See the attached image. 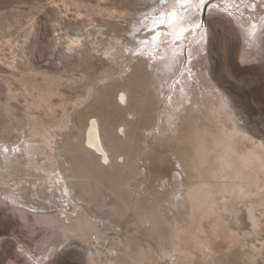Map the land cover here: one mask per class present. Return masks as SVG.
Masks as SVG:
<instances>
[{
  "label": "rangeland",
  "instance_id": "obj_1",
  "mask_svg": "<svg viewBox=\"0 0 264 264\" xmlns=\"http://www.w3.org/2000/svg\"><path fill=\"white\" fill-rule=\"evenodd\" d=\"M147 1L0 0V203L26 188L57 216L21 221L0 209V264H106L116 251L133 264H264V0ZM170 1L165 21L148 20ZM174 58L178 75L159 97L151 61ZM140 59L151 98L141 110L135 99L119 106L116 88ZM176 84L186 97L174 107ZM129 111L132 170L83 159L73 139L86 119L99 115L108 131ZM200 135L208 149L196 157ZM65 145L64 158L91 176L92 197L123 212L119 230L64 198L55 176Z\"/></svg>",
  "mask_w": 264,
  "mask_h": 264
},
{
  "label": "bare ground",
  "instance_id": "obj_2",
  "mask_svg": "<svg viewBox=\"0 0 264 264\" xmlns=\"http://www.w3.org/2000/svg\"><path fill=\"white\" fill-rule=\"evenodd\" d=\"M149 1L150 0H148L147 2ZM152 1L154 2L156 0H152ZM189 1H191L192 3H195V0H189ZM172 7H174V1H172L171 3H162L161 5H158V9L162 8L161 11L159 12H157L155 8H152L150 10L152 17L149 16L148 20L153 23L155 22V25H157L156 23L158 22L165 21L164 16L167 15V13L171 10ZM239 26L244 33L247 31L248 32L254 31L257 28V26L259 27V25H257L256 27L253 25H250L247 27L241 24H239ZM172 28L174 29L180 28V25L178 23H175L173 24ZM257 33L259 32L256 31V34ZM263 33H264V30H261L260 35H256V36H260V39H259L260 44L263 43V36H262ZM149 36L150 34L148 33L147 36L141 37L140 39L147 40V37ZM80 40L81 39L79 38H73L71 41V46L73 47V46L81 45ZM77 41H79L80 44ZM177 45H179L178 42H177ZM71 46L69 47L70 50H72ZM186 47L187 46L184 45L182 46V49L185 51ZM147 64L148 63H146V61L142 59L138 60V63L135 66L134 65L131 66L133 68L132 70L133 73L130 79L128 80V82L126 83V85L116 88V91H115L116 102L119 106L129 108L132 105L133 99H135L137 103L136 108L141 110L142 108L146 107L145 102L151 98L150 92L148 91V87H147L148 82L152 80V75L150 74V72L153 74L155 79L160 82L159 85L156 86V90H155L156 95L159 97H161V95L165 94L166 92V88H165L166 85L164 83V80L167 77L170 80V78H172L173 75H178L177 74V70H178L177 69V59L175 58L172 59L171 61L164 62V63L158 62L156 60L151 61V66L150 68L148 67L149 69H151L149 70L150 72L148 71ZM205 75L206 74L203 72L202 74H199V77H203ZM162 86H164L163 89H161ZM133 87L141 88L142 92L139 94L134 92L132 89ZM176 87L177 89L183 88L180 84H176ZM150 90L152 91V89ZM184 90L185 89L183 88L182 91L184 92ZM134 94L136 95V97H134ZM185 97H186L185 92L181 95L178 92L175 93V95H173L171 98V102L173 106L176 107L178 104L183 103L185 101ZM126 117L127 118L124 119L122 123H120L115 129L113 130L110 129L108 131H105V123L107 122L104 123V121L101 120L99 115L94 114V115L89 116L85 121L84 130L81 131L80 133L81 139H79L77 136L73 139V141L79 145V148L81 150L80 153L83 155V159L85 158L92 164H99L101 167L108 166V167H112L116 169L117 166L121 165L125 167V171H131L134 158H132V155L130 153L126 152V150L124 149L122 145L123 143L122 140L123 141L127 140L129 143L133 145H137V143L139 142L136 136H133L130 133L131 128H132L131 123L135 122L136 120L135 113L132 111H129ZM239 130L241 131V129ZM105 134L107 137L106 141H105ZM57 146L59 145L57 144ZM195 148H196V154H195L196 157H199L200 155H202L203 157V155L205 154V151L208 149L206 141L205 139H203L201 135L198 138V144L196 145ZM66 149L67 148L65 145L60 148L58 147L56 150L57 158L59 160V164L62 170H61L60 176H58L55 173L56 174L55 177L59 178L60 180V186L62 188H65V190H62L64 198H66L67 196L66 194H64V191H66V193L71 195V197L74 200V202L69 200L70 204H74V205H77L78 207H81L82 209L88 210L89 216L92 218H96V220H98L103 225L104 228L108 227L112 231L119 230V226H118L119 224H117V222H115L114 220L118 217H122L124 215L123 212L121 213L118 206H111V208L114 209V211H112L111 213L105 212L106 209L108 208L106 199L103 198L102 202L101 201L98 202L95 198L92 197V190H91V185H90L92 184L91 176L88 175L87 173L81 174L78 171V169L73 165V162H69L64 158V155L67 152ZM12 153H13V149L9 148V152L6 155V157H10ZM18 160H19L18 157L16 158L13 157L9 161L11 163V167H14L15 169L16 168L20 169L18 167L20 166V163L18 162V164H15V162L17 163ZM92 179H93V176H92ZM77 188H80V190H78ZM179 189H182V187H179ZM22 194L23 196L21 197L23 199L21 200L18 199L17 197L7 196L6 194H4V197L2 196L6 200H5V204L0 203V209H4L7 213H12L13 216L9 215L10 219L17 217L19 218V220L25 221L23 215L28 216L30 218L33 217V218L39 219L41 216H44V214L41 213L43 210H45L46 213L50 211L49 212L50 215L53 214L52 210H50V208L52 207L46 204V202H44L43 199L41 200V197L36 198L35 195L34 197H32L30 189L24 188ZM30 197L33 198L32 200L34 202L33 206L31 205L32 201L30 200L31 199ZM118 200L122 204L127 203L126 202L127 200L125 198L121 197V198H118ZM99 213H102V214H99ZM105 214H108L109 217L106 216ZM56 217H57L56 214H53L51 218H56ZM85 222L89 223L94 229L99 227L98 223L89 219V217H86ZM83 228L84 226L81 223V227L79 230H82ZM145 230L149 232L150 229L146 228ZM152 232L153 231L151 230V233H149L151 238H153L151 235ZM114 240L115 239L112 238V240L108 242L109 246H111L112 244L111 241H114ZM112 256L113 257L107 256L108 258H106V261H107L106 264H133V261L131 259L127 258L125 255H120L117 251L115 255H112Z\"/></svg>",
  "mask_w": 264,
  "mask_h": 264
},
{
  "label": "snow or ice",
  "instance_id": "obj_3",
  "mask_svg": "<svg viewBox=\"0 0 264 264\" xmlns=\"http://www.w3.org/2000/svg\"><path fill=\"white\" fill-rule=\"evenodd\" d=\"M178 2H180V3H187L188 0H178ZM203 3H204V0H201V4L202 5H203ZM172 15L175 16V13H173Z\"/></svg>",
  "mask_w": 264,
  "mask_h": 264
}]
</instances>
